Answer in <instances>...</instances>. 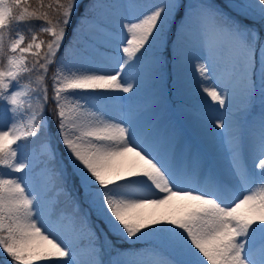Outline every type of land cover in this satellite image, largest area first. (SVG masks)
Returning <instances> with one entry per match:
<instances>
[{
  "label": "snow or ice",
  "instance_id": "obj_1",
  "mask_svg": "<svg viewBox=\"0 0 264 264\" xmlns=\"http://www.w3.org/2000/svg\"><path fill=\"white\" fill-rule=\"evenodd\" d=\"M82 3L38 0L30 10L29 0H0L7 264H264V0H90L65 45ZM173 49L181 83L197 61L221 157L193 163L189 150L186 161L139 110L109 111L145 92L163 100ZM36 140L38 155L26 150ZM57 191L73 200L72 214Z\"/></svg>",
  "mask_w": 264,
  "mask_h": 264
},
{
  "label": "rangeland",
  "instance_id": "obj_2",
  "mask_svg": "<svg viewBox=\"0 0 264 264\" xmlns=\"http://www.w3.org/2000/svg\"><path fill=\"white\" fill-rule=\"evenodd\" d=\"M85 0H83L84 3ZM141 2H146V0H141ZM192 3H198L199 0H191ZM208 2L216 3L217 5L223 7L227 4L228 0H208ZM228 11L227 8L224 9ZM84 14L82 12L79 17ZM78 21V20H77ZM245 23H250L245 21ZM76 24L74 25L72 31L76 29ZM79 31V29H76ZM40 39L47 40L49 37L46 34H42ZM73 35L66 39L68 43L72 40ZM64 41V44H68ZM64 51V47L61 48V53ZM197 55L199 53H196ZM176 52L172 50V56L169 58L167 67L165 70V87L163 88V100L151 92L141 93L135 100L123 102H117L115 106L111 107L109 111L113 116H120L121 107H128L131 105L134 109L139 110L143 114V119L145 122L153 125L159 132L161 137H165L172 141L173 145L176 147L178 152H182L185 160L188 159L189 150L192 153L193 163L196 157L201 159H208L211 157H221L223 154V148L221 146L218 137H213L211 134V123L210 116L216 115V113H211L205 107L204 101L202 99V93L199 91L195 79H193L194 65L197 63L195 60H191L187 67V76L185 81L181 83L177 75V61L175 59ZM31 60V59H29ZM203 62V61H200ZM51 75V72L48 74ZM198 77V74H195ZM35 78V75L32 77ZM49 87V96H51V81L47 80ZM131 95V94H123ZM53 105L49 104V109ZM254 113L259 112V101L257 100L256 106L253 109ZM49 121L50 138L53 144H58L59 136L57 129L53 130L51 128V121L53 116L51 111L47 113ZM55 124V121L54 123ZM218 131V130H217ZM28 151L35 152L37 155L40 151V141H31L27 149ZM61 153H63L61 151ZM60 155H58V160ZM7 171V170H5ZM12 175L19 176L20 173H12ZM37 180H42L40 176L39 169L37 170ZM72 179L68 180V189L72 188ZM52 198H58L60 201L59 208L72 214L74 212V203L71 198H69L65 193H60L59 191L53 192ZM74 195V193H73ZM68 205L71 212L67 209ZM165 209L156 210L158 213L164 211ZM87 211L86 208H82L81 212ZM151 211V210H150ZM157 219H166L167 217L156 216ZM93 220L95 218L93 217ZM103 228V224L98 225ZM87 237L84 238L85 247L81 249V255L87 256ZM125 247V246H121ZM139 248V247H137ZM141 252L146 251L145 247H140ZM110 259L108 252L104 254V260L107 262ZM0 264H7L6 254L2 253L0 250ZM37 264H45V262H37Z\"/></svg>",
  "mask_w": 264,
  "mask_h": 264
},
{
  "label": "trees",
  "instance_id": "obj_3",
  "mask_svg": "<svg viewBox=\"0 0 264 264\" xmlns=\"http://www.w3.org/2000/svg\"><path fill=\"white\" fill-rule=\"evenodd\" d=\"M89 2H90V0H85L84 3L81 4L79 11L73 16V21H72V24L68 28V33H67L66 39L70 38L73 35L72 29H73V27H74V25L76 23V18L80 15V13L82 11H84L85 5H87ZM45 3H48V0H45ZM29 4H30V10H36L39 7L38 0H29ZM50 15H52L53 17H55V12L54 11L50 12ZM32 23L38 24V23H40V21L34 20V21H32ZM23 27H24V25H21V28H23ZM65 42L68 43L67 41H65ZM29 59H31V57H29ZM51 128L53 130H56L57 129L56 128V124L53 125L52 122H51ZM61 151L63 152V149L62 148H61ZM71 206L70 205L67 206V209H69L70 212H71V210H70V207ZM122 246L128 247V245H122ZM136 247H139L140 248V247H144V246L137 245Z\"/></svg>",
  "mask_w": 264,
  "mask_h": 264
},
{
  "label": "bare ground",
  "instance_id": "obj_4",
  "mask_svg": "<svg viewBox=\"0 0 264 264\" xmlns=\"http://www.w3.org/2000/svg\"><path fill=\"white\" fill-rule=\"evenodd\" d=\"M131 160H132V157L129 156V157H128V161L131 162ZM149 211H150V210H149Z\"/></svg>",
  "mask_w": 264,
  "mask_h": 264
}]
</instances>
